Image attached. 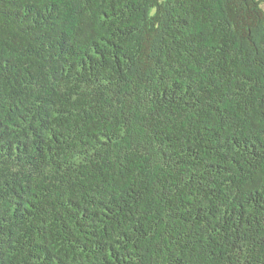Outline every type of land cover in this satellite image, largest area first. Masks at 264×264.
<instances>
[{
  "label": "trees",
  "instance_id": "1",
  "mask_svg": "<svg viewBox=\"0 0 264 264\" xmlns=\"http://www.w3.org/2000/svg\"><path fill=\"white\" fill-rule=\"evenodd\" d=\"M0 264H264V0H0Z\"/></svg>",
  "mask_w": 264,
  "mask_h": 264
}]
</instances>
